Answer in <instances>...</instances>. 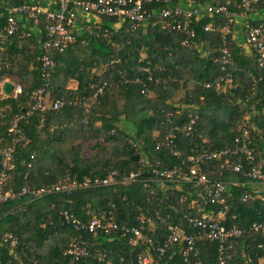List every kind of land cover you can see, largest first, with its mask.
<instances>
[{"label": "trees", "instance_id": "1", "mask_svg": "<svg viewBox=\"0 0 264 264\" xmlns=\"http://www.w3.org/2000/svg\"><path fill=\"white\" fill-rule=\"evenodd\" d=\"M235 1L200 3L236 11ZM262 10L264 0L253 5L254 13ZM5 15L0 10L2 24ZM95 18L89 23L84 16L79 18L77 41L63 52L46 53L41 48L45 38L41 19L34 26L23 17L16 32L0 40V84L9 76L23 84L17 96L0 94V150L14 146V167L7 172L5 188L18 193L23 187L51 186L67 176L78 182L112 174L115 178L107 186L76 189L68 195L22 196L0 204V264H136L138 255L159 257L160 264H217L218 246L205 240L196 244V256L187 258L178 245L163 256L158 249L170 227L199 232L188 220L203 214L228 229L264 224V201L249 196L242 186L261 181L222 168L224 156L199 163V171L210 182L225 185L223 203L212 204L193 177L167 181L152 171L180 167L188 176L196 167L193 156L229 151L230 162L241 161L243 169L259 167L264 173V65L255 51L244 53L233 31L236 20L229 23L223 15H205L195 22L188 45L185 34L162 20L151 19L130 33L126 24L115 31L116 19ZM209 23L214 31L204 30ZM259 23L264 21H252ZM223 26L231 31L226 43L219 28ZM242 32L246 42L243 26ZM224 45L233 59L225 67L215 61ZM44 54L55 65L43 71ZM41 89L47 102L63 99L77 104L48 111L41 122L37 112L30 113ZM190 116L197 121L186 135L179 129ZM14 119L18 121L10 132ZM243 130L249 133V160L231 152L241 144L235 140ZM76 134L95 141L90 157L81 156L83 144L72 143ZM131 173L139 175L121 182ZM220 211L226 212L224 221L214 218ZM63 212L78 225L67 222ZM94 217L101 226L93 232L83 230L81 226ZM113 222L118 229L112 228ZM141 222L153 245L131 233ZM242 240L245 254L238 246L235 262L249 259L247 264H258L264 259L258 234L247 231ZM73 245L83 248L86 256L76 259L67 254Z\"/></svg>", "mask_w": 264, "mask_h": 264}, {"label": "built area", "instance_id": "2", "mask_svg": "<svg viewBox=\"0 0 264 264\" xmlns=\"http://www.w3.org/2000/svg\"><path fill=\"white\" fill-rule=\"evenodd\" d=\"M19 1L21 4L15 5L13 0H0V10L3 9L6 13L4 17L5 23L2 24L0 22V40H4L6 37L13 35L23 17L31 20L34 26H37L41 19L45 33V38L41 41V48L46 53L49 51L63 52L77 41L75 30L77 29V22L81 16L85 17L87 23L90 22L91 17L116 19L117 24L114 26V30H120L126 24V29L130 33L137 31L143 27L145 22L151 19L162 20L165 26L171 30L179 34H185L187 38L184 44L188 45L190 39L194 37L192 26L195 22L199 21L205 15H223L228 18L229 23H233L239 17L242 19V26L246 34V44L249 46V49L255 51L259 64L261 66L264 65V24L252 25V21L254 20L251 19V16L255 14L253 5L258 4L260 0H236V11L229 10L225 5H203L200 3L201 0H178V2L175 0H49L45 5H42L41 0ZM29 2H34V4L30 5ZM89 28L90 26H87V30ZM219 28L223 41L226 43V36L231 32L230 28L228 26ZM214 29V25L211 23L207 24L204 28L207 32L214 31ZM104 32H108V29H105ZM220 53V57L216 58L215 61L219 62L223 67L233 64L230 50L226 45L220 49ZM41 60L43 62V71L46 67L55 65L54 61L47 54H44ZM105 85L106 83L98 88L97 93H101ZM206 87L209 88L210 84H207ZM21 92L22 86L13 83L12 93L14 96L19 95ZM70 104H77V100L71 102L62 99L47 102L44 98V90L41 89L34 96V104L31 107L30 113L37 112L42 122L48 111H58ZM17 121V119L13 120L10 132L14 131ZM196 121V116H190V120L179 129L180 132L187 135L191 129V125ZM240 140L241 144L235 145L233 151H231L232 154H240L246 160L251 159L252 152L247 148V142L250 141L247 130H243L241 136L235 141L239 144ZM13 151L14 146L0 150V204L9 199L22 196H30L33 199H37L50 193H63L68 195L76 189L107 186L115 181L113 174L105 179H85L83 182H78L76 178L67 176L51 186L41 188L23 187L18 193H13L11 190L5 188L7 172L14 167L12 164ZM228 153L229 151H221L209 154L207 151H203L200 155L193 156L192 159L195 161L196 167L189 170L188 176L182 172V168L180 167L162 171L153 170L152 173L156 178L167 181H172L176 176L182 177L185 180L193 177L197 185L202 186L210 203H221L223 199L222 195L225 192V185L219 181L210 182L207 176L199 171V163L224 156L222 168L231 169L233 172L241 173L246 177L264 182V173L259 167H252L249 170H245L243 169L241 161H236L235 163L230 162L227 157ZM138 175L131 173L129 176H123L120 180L123 183H128ZM244 200L245 198H243ZM62 216L67 222L78 225V222L67 212H63ZM188 222L200 231L195 234H188L180 226L170 227L165 240L159 246L158 251L160 256L165 255L175 245L179 246V251L181 250L183 252L182 254L185 258L191 254L196 256V244L205 240L217 244V264H238L234 260V252L240 246V241L247 231L258 234L261 237L262 241L258 244V249L264 254V224L253 223L247 229H228L218 221L208 220L204 214L200 217L190 218ZM100 226V220L94 217L88 224L81 227L85 231L93 232ZM106 227L108 228L109 225ZM112 228L118 229V225L113 222ZM130 231L136 237L146 239L143 234V222ZM146 240L150 245L154 244V242L148 239ZM13 244L14 242H12ZM66 253L76 259L86 256L85 250L76 245L69 248ZM247 262H249V259L242 264H247ZM136 264H160V258L153 259L150 256L138 255Z\"/></svg>", "mask_w": 264, "mask_h": 264}, {"label": "crops", "instance_id": "3", "mask_svg": "<svg viewBox=\"0 0 264 264\" xmlns=\"http://www.w3.org/2000/svg\"><path fill=\"white\" fill-rule=\"evenodd\" d=\"M258 12H262L263 15H264V10L262 11H256L255 14H257ZM252 15L251 16V19H253L254 21H260L261 19L257 18V16ZM264 21V19H263ZM238 22H240V25L238 26ZM144 28V27H143ZM233 31L235 32L236 35H242L243 32H242V19L241 18H237L236 21H235V24L233 25ZM238 37V36H237ZM237 43L242 46L244 48V53L246 55H249L251 54V50L249 49V47L246 45V42H238ZM4 82H10V83H14L13 81H11L9 78L5 79L3 82H2V85L0 86V89L2 90V86H3V83ZM76 85V84H75ZM248 192L249 196H253L254 199H257V200H260V201H264V182H261V183H255V182H248V183H245L244 185H242ZM221 203H223V199L221 201ZM226 209V207H225ZM225 217H226V212H218L214 218L219 220V221H224L225 220ZM235 218V217H233ZM244 248L245 247V241L242 240L240 242V246L238 248V251H240V253L242 254V256L245 254L244 253ZM264 262V259H258V264H261Z\"/></svg>", "mask_w": 264, "mask_h": 264}, {"label": "rangeland", "instance_id": "4", "mask_svg": "<svg viewBox=\"0 0 264 264\" xmlns=\"http://www.w3.org/2000/svg\"><path fill=\"white\" fill-rule=\"evenodd\" d=\"M48 1L49 0H41L40 2H42V3L46 2L47 3ZM255 16H257V18L261 19L260 21H263V19H264V15H263L262 12H258L257 14H255ZM95 20H97V19L95 18ZM237 24L239 26L240 22H238ZM237 36H238V39H237L238 42H244L245 41L244 38L241 35H237ZM8 78L11 81H13L15 84L23 86V84L21 83V81L18 78L14 77V76H9ZM1 85H2V83H1ZM0 94H2V90L1 89H0ZM86 106L88 107V104H86ZM41 135H42V138L45 137L42 133H41ZM75 136H76V139L74 141H72V143L73 144L74 143L83 144V149H82L81 156L82 157H86V158L90 157L94 153L93 147H94L95 141L90 139V138H88V137H84V136L81 137L79 134H76ZM69 143H71V142H69Z\"/></svg>", "mask_w": 264, "mask_h": 264}, {"label": "water", "instance_id": "5", "mask_svg": "<svg viewBox=\"0 0 264 264\" xmlns=\"http://www.w3.org/2000/svg\"><path fill=\"white\" fill-rule=\"evenodd\" d=\"M13 92V84L10 82H4L2 86V94L6 97H9ZM132 159L136 161L138 156H133Z\"/></svg>", "mask_w": 264, "mask_h": 264}]
</instances>
